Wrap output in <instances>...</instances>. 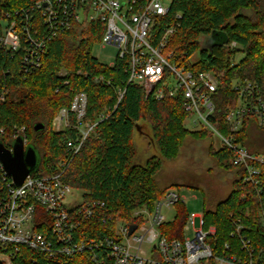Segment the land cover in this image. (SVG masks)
<instances>
[{
    "label": "built area",
    "instance_id": "built-area-1",
    "mask_svg": "<svg viewBox=\"0 0 264 264\" xmlns=\"http://www.w3.org/2000/svg\"><path fill=\"white\" fill-rule=\"evenodd\" d=\"M171 3L172 0H38L6 14L0 46L12 52L21 51L20 70L28 74L40 67L46 45L53 37L75 27L101 23L104 30L100 44L117 48L115 60L108 65L126 58L127 83L141 85L146 97L152 94L156 100H162L181 95L188 124L217 136L231 152L230 164L243 169L242 182L256 187L264 154L251 152L237 139V134L245 119L264 127V85L247 78H232L231 89L237 99L225 108L223 121L228 132L221 134L211 118L215 115L213 96L225 69H191L174 59L173 52L166 51L179 25L160 21L170 12ZM234 47L237 44L231 41L226 48ZM236 62V57L231 58L230 67ZM77 74L88 75L80 71ZM94 81L112 85L101 74ZM7 92L8 89L0 92V100ZM124 92L125 89L116 90L114 109ZM86 105V92H75L69 105L61 107L54 116L53 131L69 129L73 135L64 143L66 156L47 165L50 173L42 175L39 164L35 172L16 185L0 162L1 264H70L78 254H85L91 264H264L263 256L256 257L251 240L242 234V224L236 225L235 234L245 255L228 254L227 244L224 250L215 252L216 229L207 225L203 213H188L179 236L169 238L161 230L162 225L169 223L163 219L161 209L185 204L175 189L166 191L151 208L134 210L133 217L141 218V222L113 218L108 205L96 199L82 198L67 206L65 197L74 188L65 182L63 174L96 124L111 114L102 112L92 122L86 117ZM19 137L25 149L29 145L25 126H15L11 141L3 145L12 152V143ZM262 205L260 225L264 230ZM196 217L200 219L194 227ZM97 222L112 225L102 231ZM130 223L137 227L128 234ZM190 224L194 227L191 237L185 236Z\"/></svg>",
    "mask_w": 264,
    "mask_h": 264
},
{
    "label": "trees",
    "instance_id": "trees-1",
    "mask_svg": "<svg viewBox=\"0 0 264 264\" xmlns=\"http://www.w3.org/2000/svg\"><path fill=\"white\" fill-rule=\"evenodd\" d=\"M36 1L0 0V36L7 13L12 14ZM160 21L179 24L166 50L173 52L174 59L191 69H225L213 96L215 115L211 120L221 134H227L223 115L227 104H235L237 99L231 89L232 78H247L264 85V0H172L170 12ZM103 30L101 23L94 22L59 33L48 41L40 67L28 74L20 70L21 51L12 52L0 46V92L8 89L0 100V129H3L0 142L7 145L13 128L25 126L29 144L39 153L41 174L50 173L47 165H54L66 156L64 143L73 135L69 129L53 131L52 120L61 107L69 105L75 92H86L88 120L95 122L102 112L111 114L97 123L84 140L63 179L82 192L83 200L104 201L113 218L141 222V218L133 217L134 210L144 206L151 208L170 189L160 188L154 180L161 160L176 158L189 133L197 138L214 134L205 128L191 131L186 126L187 114L182 109L181 95L156 100L152 94L146 97L141 85L127 83L126 58L117 59L112 66L98 61L91 51L100 43ZM205 37L214 39L210 49L202 45ZM231 41H235L237 47L226 48ZM195 53H199V59L190 62ZM240 53L242 57L230 67L231 58ZM61 69L67 71L64 77L58 75ZM78 71L88 75L77 74ZM99 74L110 79L112 85L96 83L94 77ZM64 80H68V85L63 84ZM17 89L24 93L13 98ZM117 89H125V92L114 109ZM141 120L149 124L150 140L159 153V159L145 166L132 162L135 155L133 134L137 125L142 127ZM36 123L44 127L35 130ZM254 128L264 127L252 119H245L237 139L251 152L262 153L264 143L256 146L251 140ZM210 148L218 166L232 174L229 194L203 213L207 225L216 229L214 251L221 252L227 244L228 254L245 255L235 234L236 225L242 224L245 227L242 234L251 240L256 257L264 258V230L260 225L264 165L259 166L260 183L254 187L242 182L243 169L230 164L231 152L222 143ZM175 209L174 220L161 226L169 238L179 236L188 214L185 204L177 203ZM111 225L97 222L102 231ZM70 264L91 262L85 254H78Z\"/></svg>",
    "mask_w": 264,
    "mask_h": 264
},
{
    "label": "rangeland",
    "instance_id": "rangeland-1",
    "mask_svg": "<svg viewBox=\"0 0 264 264\" xmlns=\"http://www.w3.org/2000/svg\"><path fill=\"white\" fill-rule=\"evenodd\" d=\"M203 41L204 39L202 43ZM91 52L98 61L108 65L115 60L117 48L112 45L97 43ZM240 57H242V53L237 55L236 61ZM198 59L199 53H195L190 57V62H196ZM60 74L66 75L67 71L61 69L58 72V75ZM23 93V90L17 89L12 96L19 98ZM139 123L142 127L140 130L134 131L133 134L135 155L132 162L137 166H145L147 162L159 159V153L150 140L149 124L142 120ZM186 126L191 131L198 130L197 127H191L188 123ZM251 140L256 146H261L264 143V128H254L251 131ZM220 145L221 141L215 135L197 138L189 133L184 138L176 158L161 160L160 170L154 177L155 182L160 188L170 187V189L177 190L184 198L188 213H195L200 216L204 210L213 208L219 200L225 198L231 190L232 174L220 168L211 154L210 147L217 148ZM262 153L264 154V152ZM81 200L82 192L76 189H72L65 197L67 206ZM161 215L166 222H172L176 216L175 206L170 209L164 207L161 209ZM199 219V217L195 218L194 227L198 226ZM189 226V229L185 231V236L191 237L194 227L191 224Z\"/></svg>",
    "mask_w": 264,
    "mask_h": 264
},
{
    "label": "water",
    "instance_id": "water-1",
    "mask_svg": "<svg viewBox=\"0 0 264 264\" xmlns=\"http://www.w3.org/2000/svg\"><path fill=\"white\" fill-rule=\"evenodd\" d=\"M213 43V38L205 37L202 45L206 49H210ZM43 127L44 124L42 123L34 125L35 130L42 129ZM136 129L140 130V127L137 125ZM12 147L13 151L11 152L0 142V162L14 183L20 185L28 174L38 169L40 156L37 150L30 144L24 149L21 137L13 141ZM136 227L135 223H130L128 234H131Z\"/></svg>",
    "mask_w": 264,
    "mask_h": 264
}]
</instances>
